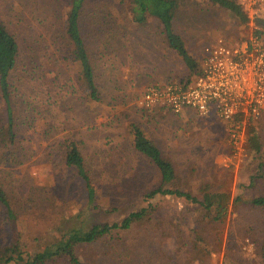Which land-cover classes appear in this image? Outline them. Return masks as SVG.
Instances as JSON below:
<instances>
[{"label":"rangeland","instance_id":"obj_1","mask_svg":"<svg viewBox=\"0 0 264 264\" xmlns=\"http://www.w3.org/2000/svg\"><path fill=\"white\" fill-rule=\"evenodd\" d=\"M68 3L69 0H0V19L22 47L21 62L26 56L17 75L25 63L29 64L32 50L44 70L38 75H47L43 82L40 80L44 84L38 77L33 82L21 81V93L31 94L29 100L38 94L39 100L48 101L50 111L35 119L31 108L17 94V140L23 152H19L16 162L0 163V182L16 209V226L26 251L41 250L74 227L119 221L138 203L141 193L157 186L160 175L156 166L134 148L133 124L139 125L163 157L172 161L180 188L199 195L207 185L230 190L234 195L264 190V178L259 185L247 187L258 165L264 163V119H254L240 155L234 158L235 148L225 129L227 122L219 116H202L190 108L175 113L162 105L146 108L140 104L149 86L187 80L191 71L169 48L159 22L148 26L131 23L128 0H85L81 29L102 92V101H87L77 66L60 52L59 35L65 28ZM260 21L249 18L247 24H242L209 0H186L174 20V30L201 66L205 47L218 38L233 44L259 34L264 41ZM199 72L200 69L194 73ZM34 87L39 90L34 91ZM253 128L262 145L259 159L248 144ZM67 137L78 142L98 190L99 208L91 213L82 212L87 207L84 186L63 162L61 143ZM228 156L234 159L228 161ZM22 160L25 162L20 164ZM162 205L170 207L166 209L168 220L180 223L185 213L182 204L172 199L163 200ZM238 219L230 215L226 222L225 247L227 238L238 236ZM181 222L189 224L190 215ZM12 234V227L0 213V246ZM161 236L157 230L149 235L137 230L123 234L122 241L103 237L77 246L76 251L82 261L91 264H124L128 256L129 264H136L138 259L148 264H171L183 251L185 235L181 233L182 241L176 233L175 238L164 236L153 245L156 250L144 249L150 248L146 242L158 241ZM245 249L253 257V246L249 244Z\"/></svg>","mask_w":264,"mask_h":264},{"label":"trees","instance_id":"obj_2","mask_svg":"<svg viewBox=\"0 0 264 264\" xmlns=\"http://www.w3.org/2000/svg\"><path fill=\"white\" fill-rule=\"evenodd\" d=\"M209 1L228 11L240 23L249 22V17L238 0ZM185 2L186 0H128V5L131 23L136 26H148L153 22H159L169 48L183 59L191 71L187 78L190 80L201 66L190 55L181 35L174 30V20ZM84 3L85 0H69L65 28L59 35L62 45L60 52L66 61L77 66L78 79L87 101L100 102L102 92L97 85L90 50L81 29L80 18ZM22 54L23 50L17 37L0 19V163L16 162L19 159V152H23V147L17 140L20 122L16 119L15 97L19 95L23 103L31 108L35 119L40 113L45 117L50 111L48 101L39 100L38 94L29 100L31 94L29 96L28 92L21 93L22 80L33 82L38 77V81L42 83L47 77L46 74L39 76V71L44 70L33 50L30 53L29 64L25 63L26 66L17 75L20 64L26 61L25 56L21 62L24 56ZM35 90L39 89L34 87ZM132 132L135 150L156 166L160 178L156 187L141 193L138 203H134L132 205L134 208L123 214L119 221L95 222L89 226L74 227L62 234L59 239L46 244L41 250L29 253L24 248L20 231L17 230L16 209L9 193L0 182V213L13 230L10 240L0 246V264H91L82 261L76 251L77 246L92 244L108 236L111 239L118 237L117 240L122 241L123 234L135 233L137 230L144 231L147 235L156 230L161 233L158 241L152 239L146 242L150 248L144 249L150 251L156 250L153 245H156V242L160 243L164 236H173L176 233V238L182 241L181 233L184 234L183 251L179 252L177 259L170 261L171 264H217L220 261L222 264H264V190L236 195L230 190L213 189L209 185L201 188L200 195L184 190L177 184L178 177L174 164L163 157L156 143L147 137L137 124L132 125ZM248 144L258 155L257 158H261L262 145L255 128L249 132ZM61 147L64 165L74 172L84 186L87 207L82 212L91 213L99 208L98 190L86 167L81 148L78 142L70 137L65 138ZM18 162L23 164L25 160ZM257 168L258 172L250 177L248 188L259 185V180L264 178V163L261 162ZM172 199L181 203L184 208L185 213L179 219L180 223L174 221L179 225L168 220L166 209L170 207L162 205L163 200ZM175 211L178 212L177 208ZM188 214L191 222L182 223L181 220L184 221ZM230 215L239 217L238 236L227 238L225 247L224 231ZM164 219L166 221L163 222ZM172 227L175 229L172 230ZM249 244L254 248L253 257H250L245 249ZM130 262L131 258L128 256L124 264ZM146 263L148 264L138 259L136 264Z\"/></svg>","mask_w":264,"mask_h":264},{"label":"built area","instance_id":"obj_3","mask_svg":"<svg viewBox=\"0 0 264 264\" xmlns=\"http://www.w3.org/2000/svg\"><path fill=\"white\" fill-rule=\"evenodd\" d=\"M248 17L264 16V0H240ZM257 28V27H256ZM140 104L162 105L175 113L194 109L202 116L215 114L227 122L234 158L246 143V131L254 119H264V41L259 34L233 44L218 38L204 49L200 72L190 80L151 85ZM228 156V161L234 159Z\"/></svg>","mask_w":264,"mask_h":264},{"label":"crops","instance_id":"obj_4","mask_svg":"<svg viewBox=\"0 0 264 264\" xmlns=\"http://www.w3.org/2000/svg\"><path fill=\"white\" fill-rule=\"evenodd\" d=\"M260 23H261V24L264 23V20H261Z\"/></svg>","mask_w":264,"mask_h":264},{"label":"water","instance_id":"obj_5","mask_svg":"<svg viewBox=\"0 0 264 264\" xmlns=\"http://www.w3.org/2000/svg\"><path fill=\"white\" fill-rule=\"evenodd\" d=\"M264 25V23H262Z\"/></svg>","mask_w":264,"mask_h":264}]
</instances>
